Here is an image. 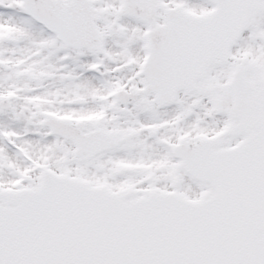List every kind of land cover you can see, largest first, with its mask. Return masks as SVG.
<instances>
[{
  "label": "snow or ice",
  "instance_id": "6c2138e0",
  "mask_svg": "<svg viewBox=\"0 0 264 264\" xmlns=\"http://www.w3.org/2000/svg\"><path fill=\"white\" fill-rule=\"evenodd\" d=\"M0 264H264V0H0Z\"/></svg>",
  "mask_w": 264,
  "mask_h": 264
}]
</instances>
